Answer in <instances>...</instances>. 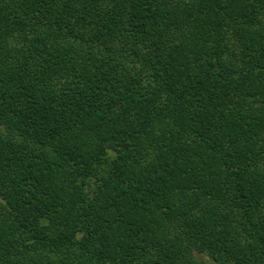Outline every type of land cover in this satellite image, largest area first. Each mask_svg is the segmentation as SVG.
Listing matches in <instances>:
<instances>
[{
	"label": "trees",
	"instance_id": "trees-1",
	"mask_svg": "<svg viewBox=\"0 0 264 264\" xmlns=\"http://www.w3.org/2000/svg\"><path fill=\"white\" fill-rule=\"evenodd\" d=\"M0 264H264V0H0Z\"/></svg>",
	"mask_w": 264,
	"mask_h": 264
}]
</instances>
